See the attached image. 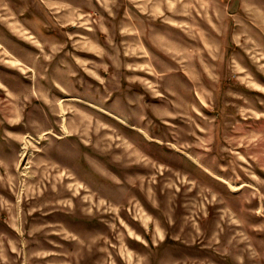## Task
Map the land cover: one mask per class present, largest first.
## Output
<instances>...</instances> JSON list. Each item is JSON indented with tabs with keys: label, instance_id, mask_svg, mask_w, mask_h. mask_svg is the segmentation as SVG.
<instances>
[{
	"label": "rangeland",
	"instance_id": "1",
	"mask_svg": "<svg viewBox=\"0 0 264 264\" xmlns=\"http://www.w3.org/2000/svg\"><path fill=\"white\" fill-rule=\"evenodd\" d=\"M0 264H264V0H0Z\"/></svg>",
	"mask_w": 264,
	"mask_h": 264
}]
</instances>
